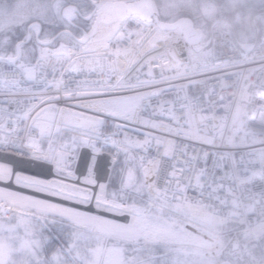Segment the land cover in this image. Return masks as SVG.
Returning a JSON list of instances; mask_svg holds the SVG:
<instances>
[{
  "label": "snow or ice",
  "instance_id": "6c2138e0",
  "mask_svg": "<svg viewBox=\"0 0 264 264\" xmlns=\"http://www.w3.org/2000/svg\"><path fill=\"white\" fill-rule=\"evenodd\" d=\"M8 16L23 35L0 57V264H195L207 168L185 175L174 136L204 116L187 96L181 120L125 86L123 32L76 34L59 0L0 5ZM165 104L176 132L161 135Z\"/></svg>",
  "mask_w": 264,
  "mask_h": 264
},
{
  "label": "built area",
  "instance_id": "2783aa9c",
  "mask_svg": "<svg viewBox=\"0 0 264 264\" xmlns=\"http://www.w3.org/2000/svg\"><path fill=\"white\" fill-rule=\"evenodd\" d=\"M130 31L135 33L131 39ZM114 32L124 33L113 42L124 52L115 59L126 87L150 95L152 105L174 102L181 120L187 96L204 116L199 133L177 134L174 140L177 156L187 161L185 175L207 168L205 186L197 194L205 211L241 224L244 236L263 233L264 34L250 43L235 39L228 27L216 26L205 50L173 58L165 47L151 44L157 33L153 21L134 17L120 22ZM98 52L104 55L107 49ZM168 107L156 117L162 122L161 135L176 132Z\"/></svg>",
  "mask_w": 264,
  "mask_h": 264
},
{
  "label": "trees",
  "instance_id": "16d2710c",
  "mask_svg": "<svg viewBox=\"0 0 264 264\" xmlns=\"http://www.w3.org/2000/svg\"><path fill=\"white\" fill-rule=\"evenodd\" d=\"M102 0H59L61 10L69 5L77 7L76 24L72 27V31L79 34L81 31L90 30L92 27V18L87 15L92 13L98 3ZM159 8V14L162 19L170 20L172 17L176 19L181 16H192L196 23L199 25V18L195 16L194 9L202 8V5L209 0H191V6L184 5L182 0H154ZM218 1V0H213ZM176 2V7L170 6ZM0 5H5L9 12H12L16 7V0H0ZM260 10H253L248 13L243 6H236L232 10L222 8L215 16L208 19L211 24L215 19H226L232 24V31L237 38H248L256 40L259 33L264 32V18L260 17L255 20V15ZM264 14V13H263ZM35 13L28 12L26 18L34 16ZM204 18L206 16L203 15ZM18 21L11 16L4 17L2 26H0V54L4 52L15 51L17 48L16 41L23 35L21 27H13ZM53 32H57L60 28L51 25H45ZM27 47V45H24ZM248 247V254L238 255L239 251ZM232 253H223L221 255V263L229 262L230 264H264V235L260 239L246 238L240 242V246L236 247L235 244L230 246Z\"/></svg>",
  "mask_w": 264,
  "mask_h": 264
},
{
  "label": "rangeland",
  "instance_id": "374dc122",
  "mask_svg": "<svg viewBox=\"0 0 264 264\" xmlns=\"http://www.w3.org/2000/svg\"><path fill=\"white\" fill-rule=\"evenodd\" d=\"M182 3L184 5L191 6V0H182ZM102 4L103 3L101 1L97 5L92 20L93 26L95 25L98 18L101 17L103 12ZM239 5L248 10V13H251L253 10H260V12L255 15V18H264V0H209L202 5L201 10L194 9V14L199 18L200 27H202L208 34L213 22L215 21L214 20L210 24L208 22L209 18L215 16L219 11H222V8L226 10H232ZM170 6L175 8L178 7H176V2L172 3ZM203 15L206 16V18H204ZM175 19V17H172L170 20ZM3 20L4 18L0 20V26H2ZM165 34L168 33L165 32ZM178 47L181 50V53H186L188 51L192 52L194 49L188 44L183 45L182 34L179 37ZM239 228L240 226L234 223L222 222L220 218L210 216L208 223L200 226L199 229L193 228L191 230L192 238L197 241L199 246L193 247L192 245H188L186 247V252L190 254L188 259L195 261V264H226V262H220L221 255L224 252L230 254L232 253L230 246L233 241L236 240L238 243L242 242L243 238L241 233H243V230H239ZM242 251L243 254H248V247L240 250L238 255L241 254Z\"/></svg>",
  "mask_w": 264,
  "mask_h": 264
},
{
  "label": "water",
  "instance_id": "95a60500",
  "mask_svg": "<svg viewBox=\"0 0 264 264\" xmlns=\"http://www.w3.org/2000/svg\"><path fill=\"white\" fill-rule=\"evenodd\" d=\"M103 11L104 16H102V18H104L107 23L123 20L132 12L140 13L143 18L148 19H152L155 15L159 26L163 30L179 29L186 40L191 44H195L202 40V28L196 26L192 17L183 16L175 21L163 20L156 11L153 0H135L129 2L125 0H109L103 5ZM94 28L96 29V26H94Z\"/></svg>",
  "mask_w": 264,
  "mask_h": 264
},
{
  "label": "bare ground",
  "instance_id": "6f19581e",
  "mask_svg": "<svg viewBox=\"0 0 264 264\" xmlns=\"http://www.w3.org/2000/svg\"><path fill=\"white\" fill-rule=\"evenodd\" d=\"M69 15L76 16V11L73 6H69L66 10ZM112 25L105 24L104 21H101L97 25V32H108ZM180 33L178 30L171 31L168 35H165L162 40L161 44H164L167 48L175 46L179 42ZM193 48H201V43H196L193 45Z\"/></svg>",
  "mask_w": 264,
  "mask_h": 264
}]
</instances>
